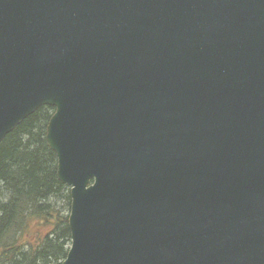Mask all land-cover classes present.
Masks as SVG:
<instances>
[{"label":"water","instance_id":"water-1","mask_svg":"<svg viewBox=\"0 0 264 264\" xmlns=\"http://www.w3.org/2000/svg\"><path fill=\"white\" fill-rule=\"evenodd\" d=\"M44 105L61 264H264V0H0V143Z\"/></svg>","mask_w":264,"mask_h":264},{"label":"trees","instance_id":"trees-1","mask_svg":"<svg viewBox=\"0 0 264 264\" xmlns=\"http://www.w3.org/2000/svg\"><path fill=\"white\" fill-rule=\"evenodd\" d=\"M53 111L38 108L0 143V264H61L69 248V188L45 141Z\"/></svg>","mask_w":264,"mask_h":264},{"label":"rangeland","instance_id":"rangeland-1","mask_svg":"<svg viewBox=\"0 0 264 264\" xmlns=\"http://www.w3.org/2000/svg\"><path fill=\"white\" fill-rule=\"evenodd\" d=\"M35 239V238H34Z\"/></svg>","mask_w":264,"mask_h":264}]
</instances>
